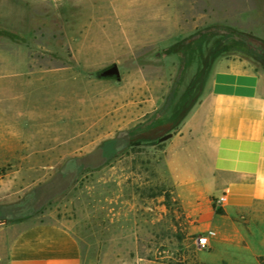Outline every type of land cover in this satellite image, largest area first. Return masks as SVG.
I'll return each mask as SVG.
<instances>
[{"label": "rangeland", "instance_id": "1", "mask_svg": "<svg viewBox=\"0 0 264 264\" xmlns=\"http://www.w3.org/2000/svg\"><path fill=\"white\" fill-rule=\"evenodd\" d=\"M12 1L16 24L0 26L12 59H0V122L11 132L0 143V225L74 220L90 264H211L202 258L212 247L196 246L205 232L165 180L164 143L219 61L264 70V0H94L61 11ZM116 11L138 15L134 31L83 30ZM113 65L120 80L102 75ZM117 137L130 144L105 164L100 146ZM30 203L21 216L5 209Z\"/></svg>", "mask_w": 264, "mask_h": 264}, {"label": "crops", "instance_id": "2", "mask_svg": "<svg viewBox=\"0 0 264 264\" xmlns=\"http://www.w3.org/2000/svg\"><path fill=\"white\" fill-rule=\"evenodd\" d=\"M57 10L86 7L94 0H22ZM19 10L0 0V26L9 28ZM23 14V13H22ZM131 13H101L85 20L83 30L134 31ZM130 17V19H129ZM111 26H116L112 28ZM15 61L16 57H12ZM18 58V57H17ZM2 64L12 61L0 52ZM54 69L42 71L48 75ZM115 86V85H110ZM91 94L87 95V108ZM123 110L117 108L116 114ZM1 113V112H0ZM3 115V113H1ZM122 127L126 126L121 124ZM9 126L0 122V143L8 144ZM164 176L197 230H213L211 264H261L264 257V70L248 60L218 62L210 87L187 120L164 143ZM3 184L1 180L0 185ZM2 191L3 188L0 187ZM227 196L221 212L215 201ZM0 264H90L74 220L19 221L0 225Z\"/></svg>", "mask_w": 264, "mask_h": 264}, {"label": "trees", "instance_id": "3", "mask_svg": "<svg viewBox=\"0 0 264 264\" xmlns=\"http://www.w3.org/2000/svg\"><path fill=\"white\" fill-rule=\"evenodd\" d=\"M230 35V33H227ZM226 34H224L225 36ZM261 55H264V50L261 49L260 51ZM264 61V60H263ZM130 144L129 140L127 138L123 139L120 137L114 138V139H110V140H106L104 141L101 146H100V151L101 154L105 160V164L110 163L113 159L117 158L119 156V154L121 152H123L128 145ZM29 208V210L33 209L32 204L30 203L29 205L24 204V205H11V206H6L5 209L9 210L10 213L14 215H24L25 213V207ZM218 212H221L220 210H218ZM19 221H24V220H17L14 222H19ZM14 222H9V223H14ZM261 264H264V257L260 259Z\"/></svg>", "mask_w": 264, "mask_h": 264}, {"label": "built area", "instance_id": "4", "mask_svg": "<svg viewBox=\"0 0 264 264\" xmlns=\"http://www.w3.org/2000/svg\"><path fill=\"white\" fill-rule=\"evenodd\" d=\"M227 196L224 195L218 200L215 201V208L217 210L224 209L227 204ZM216 236V233L213 230H208L197 238L196 246L198 249H207L211 246L212 239Z\"/></svg>", "mask_w": 264, "mask_h": 264}, {"label": "water", "instance_id": "5", "mask_svg": "<svg viewBox=\"0 0 264 264\" xmlns=\"http://www.w3.org/2000/svg\"><path fill=\"white\" fill-rule=\"evenodd\" d=\"M102 75L103 77H116L118 80L121 79V73L118 65H113L112 67L106 69Z\"/></svg>", "mask_w": 264, "mask_h": 264}]
</instances>
